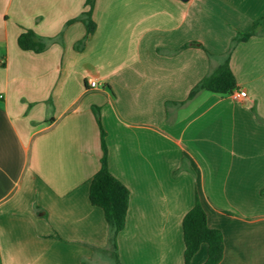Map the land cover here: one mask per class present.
Segmentation results:
<instances>
[{
	"label": "crops",
	"instance_id": "obj_1",
	"mask_svg": "<svg viewBox=\"0 0 264 264\" xmlns=\"http://www.w3.org/2000/svg\"><path fill=\"white\" fill-rule=\"evenodd\" d=\"M85 3L0 0V264H112L90 200L103 157L95 108L109 171L130 191L122 264H185L196 198L223 234L220 264H264L262 24L234 45L264 0H95L89 36ZM24 30L46 50L20 49ZM227 55L247 97L188 99Z\"/></svg>",
	"mask_w": 264,
	"mask_h": 264
},
{
	"label": "trees",
	"instance_id": "obj_2",
	"mask_svg": "<svg viewBox=\"0 0 264 264\" xmlns=\"http://www.w3.org/2000/svg\"><path fill=\"white\" fill-rule=\"evenodd\" d=\"M95 0H86L87 10L82 14L80 20L86 27L87 36L96 30V24L92 19ZM264 17L256 21L253 27L240 34L234 41V45L245 42L256 35L257 28L262 24L264 30ZM86 36V37H87ZM86 37L80 42L84 44ZM48 41L38 36L32 30H24L19 38L18 45L24 51L41 53L48 47ZM212 56V55H210ZM237 88V81L230 67V55L209 75L203 78L190 92L188 99L194 98L200 91H208L221 96L230 95ZM95 115L101 127L103 157L101 169L94 175L90 184V200L104 210L109 226V248L108 255L112 264H122L118 250V235L124 230L129 209L130 191L118 179H116L108 168V148L106 145V132L101 126L100 113L95 108ZM264 194V192H262ZM183 237L185 242V264H191L193 258L203 245L207 246V259L203 264H220L224 257V238L220 230L211 228L208 224L207 214L200 204L198 198L194 207L187 212L183 219Z\"/></svg>",
	"mask_w": 264,
	"mask_h": 264
},
{
	"label": "built area",
	"instance_id": "obj_3",
	"mask_svg": "<svg viewBox=\"0 0 264 264\" xmlns=\"http://www.w3.org/2000/svg\"><path fill=\"white\" fill-rule=\"evenodd\" d=\"M98 86H99V84L97 81L91 82L92 88H97ZM230 96L235 100H242V99H245L247 97V93L245 91L235 89L234 91H232L230 93ZM0 98H2V96H0Z\"/></svg>",
	"mask_w": 264,
	"mask_h": 264
},
{
	"label": "water",
	"instance_id": "obj_4",
	"mask_svg": "<svg viewBox=\"0 0 264 264\" xmlns=\"http://www.w3.org/2000/svg\"><path fill=\"white\" fill-rule=\"evenodd\" d=\"M181 1H183V2H187L188 0H181Z\"/></svg>",
	"mask_w": 264,
	"mask_h": 264
}]
</instances>
